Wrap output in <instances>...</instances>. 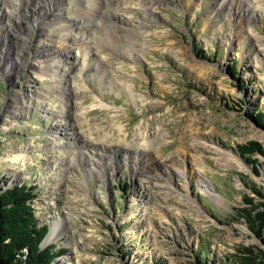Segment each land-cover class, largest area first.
<instances>
[{
  "label": "rangeland",
  "instance_id": "obj_1",
  "mask_svg": "<svg viewBox=\"0 0 264 264\" xmlns=\"http://www.w3.org/2000/svg\"><path fill=\"white\" fill-rule=\"evenodd\" d=\"M146 1L0 0V193L56 222L47 264H261L264 0Z\"/></svg>",
  "mask_w": 264,
  "mask_h": 264
},
{
  "label": "trees",
  "instance_id": "obj_2",
  "mask_svg": "<svg viewBox=\"0 0 264 264\" xmlns=\"http://www.w3.org/2000/svg\"><path fill=\"white\" fill-rule=\"evenodd\" d=\"M255 119L264 125V111H257ZM260 144L249 141L238 145L239 154L246 161L253 163L251 154L264 153ZM34 192L24 184L8 188L0 193V264H47L60 251H53L52 247L41 249L40 243L46 236V225H39L33 213L32 199ZM251 203V199H246ZM252 204V203H251ZM264 206V204H262ZM247 216L252 229L259 235L263 234L264 210L255 216ZM25 251L24 258L22 252ZM199 264H216L198 262ZM264 264V262H261Z\"/></svg>",
  "mask_w": 264,
  "mask_h": 264
},
{
  "label": "bare ground",
  "instance_id": "obj_3",
  "mask_svg": "<svg viewBox=\"0 0 264 264\" xmlns=\"http://www.w3.org/2000/svg\"><path fill=\"white\" fill-rule=\"evenodd\" d=\"M3 1H6V0H3ZM184 1V0H183ZM191 2V0H187V2H186V4H188V5H190L189 3ZM219 2V1H218ZM51 3H53V0H52V2H50V7L52 6V4ZM146 3H148V4H150V7H152V2L151 1H146ZM145 3V4H146ZM57 5H58V8H59V6H60V4H59V1H58V3H57ZM55 8V7H54ZM93 9V8H92ZM53 10V9H52ZM149 10V9H148ZM60 10H57V12L58 13H56V14H54V13H51V14H49V15H51V20L48 22V24L47 25H52V24H55V23H57V24H59V25H61L62 23H64L65 25L64 26H72L73 24H71V23H69V22H64L65 20H63L61 17H60V12H59ZM152 11V10H151ZM84 12L85 11H83V12H81L80 14H84ZM96 11H93L91 14H85V15H81L80 17L81 18H83V19H79V21H78V23H77V26H76V28H78V29H82L83 28V25H84V22L86 21L87 22V24L88 23H90V21L88 22L87 20H86V18L88 17V16H91L92 14H94ZM100 13V11L99 12H96L95 13V16H97V15H100L99 14ZM101 16V15H100ZM101 17H103V16H101ZM85 18V19H84ZM147 21V20H146ZM91 24V23H90ZM89 24V25H90ZM10 26V24L8 25V27ZM109 26V25H108ZM264 44H261V46L262 47H264L263 46ZM20 52H22L21 50H19L18 52H16V54L17 55H19V53ZM55 53H56V51H54ZM53 51H48V53H54ZM48 53H45V54H43L42 56H43V58L45 59V58H48ZM48 54V55H47ZM41 55V54H40ZM6 63H7V60H6ZM53 63V62H52ZM34 65H36V62H35V64L34 63H32V67L34 68L35 66ZM8 64L6 65L5 64V66L3 67L4 69H5V71L7 72L9 69H8ZM46 66H47V64H46ZM50 66H51V64H50ZM53 66H55V65H53ZM39 94V93H38ZM22 102V101H21ZM24 104V102L23 103H21V105H23ZM20 105V106H21ZM10 114H11V116H13L14 117V115H16V114H19L20 113V111H19V108L17 107V108H15L14 107V109L12 110H9L8 111ZM62 113H64V111L62 112ZM62 148V147H61ZM24 156H25V154L24 153H18L17 155H14L13 157H11V161H13L15 164H18V159H23V163H25V158H24ZM108 162H110V159L108 160ZM19 164H20V162H19ZM113 165V164H112ZM15 176H17V174H15ZM79 186L82 188V189H84L83 188V186H82V184L80 185L79 184ZM73 209V208H72ZM71 212V211H70ZM77 212V211H76ZM56 222L52 225V226H50V228H49V232H48V235L46 236V238L44 239V242H48L49 240H51V239H53L56 235H57V230H56Z\"/></svg>",
  "mask_w": 264,
  "mask_h": 264
}]
</instances>
